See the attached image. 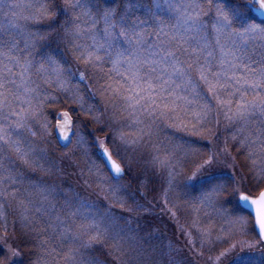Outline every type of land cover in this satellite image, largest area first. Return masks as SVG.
<instances>
[{
  "label": "snow or ice",
  "instance_id": "snow-or-ice-1",
  "mask_svg": "<svg viewBox=\"0 0 264 264\" xmlns=\"http://www.w3.org/2000/svg\"><path fill=\"white\" fill-rule=\"evenodd\" d=\"M0 248L264 264V0H0Z\"/></svg>",
  "mask_w": 264,
  "mask_h": 264
},
{
  "label": "trees",
  "instance_id": "trees-1",
  "mask_svg": "<svg viewBox=\"0 0 264 264\" xmlns=\"http://www.w3.org/2000/svg\"><path fill=\"white\" fill-rule=\"evenodd\" d=\"M70 183H72V182H70ZM142 223H145V225H146V229H145V233L144 234H146L148 231H153V229L147 227L148 222L142 221ZM168 232H169V235H170L171 234V228L168 229ZM156 235L159 236V233H156ZM167 238L168 237H160V239H153L152 243L153 244H159V243H162V241H166L164 239H167ZM0 251H2V250L0 249Z\"/></svg>",
  "mask_w": 264,
  "mask_h": 264
},
{
  "label": "rangeland",
  "instance_id": "rangeland-1",
  "mask_svg": "<svg viewBox=\"0 0 264 264\" xmlns=\"http://www.w3.org/2000/svg\"><path fill=\"white\" fill-rule=\"evenodd\" d=\"M20 2H21V3H24L25 0H21ZM156 236H158V235H156ZM158 237H159V236H158ZM164 240H166V241H162V243H167V242H168V238H167V239H164ZM0 249L2 250V248H0ZM254 259H256L257 261L260 260V257H259V254H258V253L255 255Z\"/></svg>",
  "mask_w": 264,
  "mask_h": 264
}]
</instances>
